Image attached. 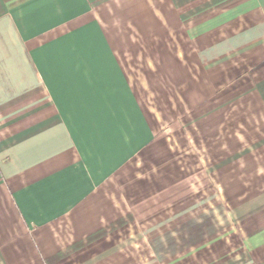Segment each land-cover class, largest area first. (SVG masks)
Segmentation results:
<instances>
[{
    "label": "crops",
    "instance_id": "0c3cea01",
    "mask_svg": "<svg viewBox=\"0 0 264 264\" xmlns=\"http://www.w3.org/2000/svg\"><path fill=\"white\" fill-rule=\"evenodd\" d=\"M141 56L170 101L200 110L202 137L235 120L260 129L244 146L207 141L231 212H179L155 162L129 180L161 150L129 73ZM245 174H264V0H0V264H264V180L239 190ZM148 196L169 209L130 208Z\"/></svg>",
    "mask_w": 264,
    "mask_h": 264
},
{
    "label": "rangeland",
    "instance_id": "374dc122",
    "mask_svg": "<svg viewBox=\"0 0 264 264\" xmlns=\"http://www.w3.org/2000/svg\"><path fill=\"white\" fill-rule=\"evenodd\" d=\"M147 59L150 60L152 58L147 56ZM156 60H158V58H156ZM129 69L133 85L136 88L144 107L150 113L161 139V150L160 153L158 152L156 157L153 158V154L143 156V154H145L143 152V154L141 153L132 161L130 165H128V169L125 170L132 171V174L128 176L129 180L136 178V176L134 177L135 173H140L142 171L149 173L152 170H157V174L159 176H156L159 177L160 180L162 179L160 187L165 185L163 184L164 182L174 183L167 184V187L172 188L175 186L176 188L177 199H179L176 201V209L179 212H181V209L184 207L185 208L182 211H186V208L189 209L191 207H205L207 203L211 204V202H215L217 204L224 203L227 205L226 209H229V212H231V206L239 201L228 202L225 200L222 202L219 199L220 195L218 194L222 193L223 188H225V192L227 191L231 193L234 186L233 184L226 186H222V184L220 185L219 181L221 179L218 176L220 171H217V168H214V161H216L214 158L215 153L210 150L209 146L211 145L212 149L215 150V146L213 144L222 140L223 136H229L228 138L233 139L232 142H227V145L234 144L244 146L247 142H252V140L258 139L255 137L257 136V133L260 132V129L256 127L246 128L245 125L247 123L249 125L253 124L251 120H235L223 122L224 127L222 126L219 129L220 138L216 136L217 127L214 129L212 135L202 137L200 134V121L198 120V117L201 115L200 110H194V114L188 115L189 112H193L188 110V106L177 103L174 98H171L170 101L169 95H171L172 90L170 91V89H168L169 82L168 80H165V76L163 74H161L158 70L152 71L147 68V64L145 63L143 56H141L140 59H131ZM217 107L218 105H214L211 108V111H222ZM225 108H227V106ZM234 110L235 113H246L250 116H253L254 114L257 115V112H252L251 109H245L243 106H236L234 107ZM224 111L229 112L227 109H224ZM230 111L233 110L230 109ZM241 118L244 119V117ZM238 133H242L241 137H238ZM257 137H260V135ZM208 140L210 142L209 146L207 143ZM163 145L165 146L163 147ZM155 147L151 150H157ZM135 161L145 162L141 165L140 169H134ZM146 161L155 162L150 165L155 166V168L152 170L148 169L147 167L149 166V163L147 162V164ZM170 162L174 163L176 169L166 167ZM146 178L150 177L135 179L134 184L136 183V187L134 186V191L141 193V191H139L140 186L138 183L144 182ZM259 180H264V174L257 177L245 174L241 178V181H246L247 184L237 185L238 187H235L239 188V190L246 191L249 189L248 192H254L252 191V187L253 185H256L255 183H258L256 181ZM150 182L151 186H146V191H156V187L153 185L152 179ZM150 197L152 196H148V200L135 199L131 201L133 205H131L130 208L135 207L138 204L142 205L143 202L148 204V202L151 201L152 204L160 203V205L156 207V210L169 209V206L164 207L165 202H163V199L156 197L154 199H149ZM206 198L214 200L207 202L208 200H205ZM132 219L133 218H131V220ZM224 234L226 235V239H228L226 242H228V246L231 248L230 255L234 254L236 256L239 254V256L242 257V262H245L246 260L243 259L244 254L242 253V250H244L243 239L241 238L238 240L237 237H229L230 232H225Z\"/></svg>",
    "mask_w": 264,
    "mask_h": 264
}]
</instances>
